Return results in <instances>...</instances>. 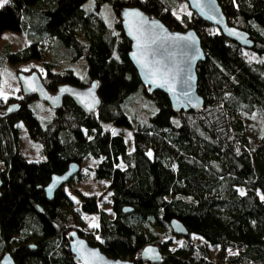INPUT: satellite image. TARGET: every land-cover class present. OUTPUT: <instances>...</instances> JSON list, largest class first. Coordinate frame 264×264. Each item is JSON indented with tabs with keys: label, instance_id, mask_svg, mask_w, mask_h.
Segmentation results:
<instances>
[{
	"label": "trees",
	"instance_id": "1",
	"mask_svg": "<svg viewBox=\"0 0 264 264\" xmlns=\"http://www.w3.org/2000/svg\"><path fill=\"white\" fill-rule=\"evenodd\" d=\"M217 2L228 23L248 33L251 48L191 10L176 16V0H8L0 7V36L39 33L19 50L0 49V67L5 60H36L49 91L96 80L100 98L90 113L68 97L59 107L33 93L0 99V257L9 252L16 264H79L68 247L74 228L107 256L135 264H152L140 258L150 243L161 253L156 264H264V0ZM129 5L171 30L192 28L199 36L204 59L196 85L203 104L197 111H174L165 94L147 93L139 82L119 19V9ZM250 115L259 121L256 136L246 132ZM19 123L40 144L43 160L20 152ZM115 128L130 131L129 148ZM86 156L96 161L89 169L106 182L110 199L108 210L99 209L98 197L73 187L79 213H97L92 232L81 230L84 217L67 203L65 188L83 177L80 166L51 199L43 191L52 173ZM123 206L132 211L123 213ZM173 218L185 236L173 233ZM204 242L217 248L214 260Z\"/></svg>",
	"mask_w": 264,
	"mask_h": 264
},
{
	"label": "water",
	"instance_id": "2",
	"mask_svg": "<svg viewBox=\"0 0 264 264\" xmlns=\"http://www.w3.org/2000/svg\"><path fill=\"white\" fill-rule=\"evenodd\" d=\"M185 1L197 17L216 26L223 36L241 47H252L248 33L228 23L217 0ZM119 19L124 35L130 41L127 56L147 93L156 90L162 92L174 111H197L203 99L197 93L196 66L204 59V51L195 30H171L160 19L135 5L121 7ZM16 77L23 95L33 93L37 100L52 107H59L63 97H68L85 113L93 112L100 105L96 80L85 86L64 83L57 86L55 91H49L36 71H19ZM16 106L17 103L9 105L5 112L12 111ZM79 166L78 162L71 161L63 172L52 173L43 186L45 197L51 199L58 188L79 171ZM121 210L123 213L132 211L131 207L126 206ZM169 227L175 235L187 234L183 224L175 218L169 221ZM67 237L73 260L79 264H135L128 259L107 256L99 247L88 244L74 228L68 231ZM140 258L156 264L161 260V253L156 245L150 243L143 246ZM0 264L16 263L9 252H4Z\"/></svg>",
	"mask_w": 264,
	"mask_h": 264
},
{
	"label": "rangeland",
	"instance_id": "3",
	"mask_svg": "<svg viewBox=\"0 0 264 264\" xmlns=\"http://www.w3.org/2000/svg\"><path fill=\"white\" fill-rule=\"evenodd\" d=\"M188 10L190 11L186 1L185 3L181 0H176L175 8H174V14L176 16L179 15V13L184 12L187 13ZM39 35V33H36L35 31L29 29L28 31L19 30V31H11L6 30L3 31L0 36V49H4L5 47L8 48L11 51L19 50L20 48L24 47L25 45L29 44L31 41H34L36 37ZM49 38H44L43 45L44 47H48L49 44ZM75 67L78 71H81V64L77 63L75 64ZM40 68L39 61L36 60H26L22 62H17L15 64H11L8 61H4V63L0 67V99H5L7 96H15L20 97L22 94L18 81H17V72L22 71L25 73H30L31 71H37ZM37 69V70H36ZM40 104L37 103V108H39ZM47 113L48 110L45 109V111L42 112L43 117V123H45V119L47 120ZM244 122L246 124L247 130L246 132L249 135L256 136V134L259 132V121L255 115H250L247 117H244ZM114 132H118L122 134L124 139L126 140V144L128 148L130 147V131L125 128H115L113 129ZM19 149L20 152L23 154V156L32 161H39L43 160L44 156L40 153L39 148L40 144L34 140H31L27 137L25 134L24 127L22 123H19ZM95 160L90 158L89 156H86L85 159L80 164V167L82 168L83 177L76 180L72 186H67L66 192L69 194V199L72 200V202H67L70 204V206L77 211L79 215L84 217L86 221V227L85 229H81L83 232L91 231L93 230L92 225H95L97 222V213H89V214H81L79 213L78 205H77V195L76 192H74L73 187H77L82 193L94 195L99 198L98 207L99 209L108 210L110 206V199L109 194L106 191V182L95 179L94 175L91 173L89 167L95 165ZM3 167V164L0 161V169ZM258 196L262 197V195L258 192ZM193 240H197L201 242V239L192 236ZM180 241V237L174 238V244H178ZM206 245L210 258L214 260L216 257V247L211 246L208 242H204ZM228 253H233L236 251L234 248H227L226 250ZM142 264H148L146 262Z\"/></svg>",
	"mask_w": 264,
	"mask_h": 264
},
{
	"label": "snow or ice",
	"instance_id": "4",
	"mask_svg": "<svg viewBox=\"0 0 264 264\" xmlns=\"http://www.w3.org/2000/svg\"><path fill=\"white\" fill-rule=\"evenodd\" d=\"M8 3V0H0V7H2L4 4ZM95 87V86H94ZM113 134L115 135L116 133L113 132ZM149 155H151V153H149ZM244 193L241 191V195H243ZM262 199H264V197H262ZM93 227H95L96 225H92Z\"/></svg>",
	"mask_w": 264,
	"mask_h": 264
}]
</instances>
